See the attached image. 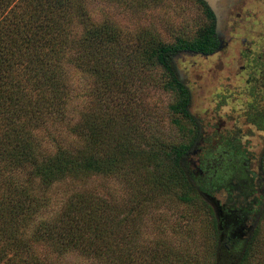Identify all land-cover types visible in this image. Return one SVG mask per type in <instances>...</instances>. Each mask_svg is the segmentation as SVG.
<instances>
[{
    "label": "trees",
    "instance_id": "1",
    "mask_svg": "<svg viewBox=\"0 0 264 264\" xmlns=\"http://www.w3.org/2000/svg\"><path fill=\"white\" fill-rule=\"evenodd\" d=\"M162 1L0 0V264H65L70 253L98 264H264L258 181L254 194L215 208L195 180L198 139L162 144L129 111L143 104L137 89L148 78L174 93V124L202 132L176 56L219 51L210 5L196 0L210 22L173 43L150 29L124 34L91 12L99 3L143 12ZM83 96L89 106L73 107ZM259 110L249 120L264 131ZM102 179L113 189L88 185ZM137 219L151 220L153 238L134 229Z\"/></svg>",
    "mask_w": 264,
    "mask_h": 264
},
{
    "label": "rangeland",
    "instance_id": "2",
    "mask_svg": "<svg viewBox=\"0 0 264 264\" xmlns=\"http://www.w3.org/2000/svg\"><path fill=\"white\" fill-rule=\"evenodd\" d=\"M207 1L216 7L218 34L223 45L210 56L188 51L176 56L179 75L191 90V110L202 132L197 134L184 123L180 127L175 125L170 108L176 101L174 93L148 78L143 79L137 89L144 99L143 104L130 106L129 111L142 119L146 134H156L162 144L190 143L198 139L196 143L201 153L193 159L202 173L195 178L204 186V194L199 192V195L215 208H228L237 197L244 200L254 194L257 181L264 193V174L260 169L264 159V131L249 120L250 115L264 110V0ZM91 10L98 21L111 20L124 34L136 37L139 31L150 29L167 43L175 42L178 35L193 39L197 31L210 22L206 9L196 0H163L157 7L143 12L126 11L107 3L94 4ZM74 67L72 65L70 70ZM73 75L74 78L84 77L78 81L79 87L83 92L88 90L89 78L78 72ZM89 104L90 97L83 96L74 100L73 107L86 108ZM65 138L64 133L62 139ZM72 139L67 136L68 141ZM112 182L102 179L88 185L101 184L105 187L103 190H107L113 189ZM119 186L115 190L118 195L125 190ZM56 190L61 194L65 188ZM166 211L168 217L173 215L171 210ZM142 221L137 219L132 226L140 232L147 230V234L142 231L146 239L153 238L151 220L146 225H141ZM166 227L167 233L174 237L171 223ZM135 241L140 247L141 233L140 241L138 238ZM63 261L65 264H98L78 253L66 254Z\"/></svg>",
    "mask_w": 264,
    "mask_h": 264
},
{
    "label": "water",
    "instance_id": "3",
    "mask_svg": "<svg viewBox=\"0 0 264 264\" xmlns=\"http://www.w3.org/2000/svg\"><path fill=\"white\" fill-rule=\"evenodd\" d=\"M209 3V2H208ZM209 5H210V7L212 8V10L214 11V13H215V15L217 16V10H216V7L214 6V5H212V4H210L209 3ZM217 25H218V23H217ZM216 30H217V33H218V28H216ZM219 35V34H218Z\"/></svg>",
    "mask_w": 264,
    "mask_h": 264
},
{
    "label": "flooded vegetation",
    "instance_id": "4",
    "mask_svg": "<svg viewBox=\"0 0 264 264\" xmlns=\"http://www.w3.org/2000/svg\"><path fill=\"white\" fill-rule=\"evenodd\" d=\"M207 3H208V1L207 0H205ZM209 4V3H208ZM258 23H259V21H258ZM220 41H221V46L223 45V42H222V40L220 39Z\"/></svg>",
    "mask_w": 264,
    "mask_h": 264
}]
</instances>
